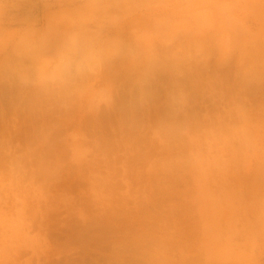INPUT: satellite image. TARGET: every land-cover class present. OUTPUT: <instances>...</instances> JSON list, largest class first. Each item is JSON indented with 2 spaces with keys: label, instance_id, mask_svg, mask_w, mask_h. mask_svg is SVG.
<instances>
[{
  "label": "rangeland",
  "instance_id": "1",
  "mask_svg": "<svg viewBox=\"0 0 264 264\" xmlns=\"http://www.w3.org/2000/svg\"><path fill=\"white\" fill-rule=\"evenodd\" d=\"M181 9L0 0V264H264V21Z\"/></svg>",
  "mask_w": 264,
  "mask_h": 264
},
{
  "label": "crops",
  "instance_id": "2",
  "mask_svg": "<svg viewBox=\"0 0 264 264\" xmlns=\"http://www.w3.org/2000/svg\"><path fill=\"white\" fill-rule=\"evenodd\" d=\"M167 3H174L176 8L181 6L182 9H188L190 13L199 11L211 13L224 22L230 18L237 22L242 21L243 14L247 15V19L252 18L253 22L264 21V0H167ZM191 6H194L193 10L189 9ZM253 10L259 12L255 15L256 19L251 17L250 12ZM233 26L235 25H230Z\"/></svg>",
  "mask_w": 264,
  "mask_h": 264
},
{
  "label": "clouds",
  "instance_id": "3",
  "mask_svg": "<svg viewBox=\"0 0 264 264\" xmlns=\"http://www.w3.org/2000/svg\"><path fill=\"white\" fill-rule=\"evenodd\" d=\"M98 56L94 47L83 43L78 36H71L60 54L58 72L63 75L80 73L91 67Z\"/></svg>",
  "mask_w": 264,
  "mask_h": 264
},
{
  "label": "bare ground",
  "instance_id": "4",
  "mask_svg": "<svg viewBox=\"0 0 264 264\" xmlns=\"http://www.w3.org/2000/svg\"><path fill=\"white\" fill-rule=\"evenodd\" d=\"M20 236V235H19Z\"/></svg>",
  "mask_w": 264,
  "mask_h": 264
}]
</instances>
